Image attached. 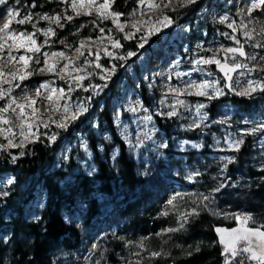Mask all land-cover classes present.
Here are the masks:
<instances>
[{
  "label": "rangeland",
  "instance_id": "obj_1",
  "mask_svg": "<svg viewBox=\"0 0 264 264\" xmlns=\"http://www.w3.org/2000/svg\"><path fill=\"white\" fill-rule=\"evenodd\" d=\"M46 1L47 4H39L38 7H29L25 0H8L7 5L0 6V15L5 14L9 7L19 12L17 19L32 15L30 23L20 25L13 21L11 29L34 34L33 39L40 49L39 52H30L25 47L12 48L16 61H9L7 54H0L3 58L0 69L5 73V79H0V90L6 94L4 99H0V107H4L13 97L17 103L25 104L24 113L28 123L33 125L31 132L35 134L21 144V121L16 117L20 109L13 104L3 113L11 123L0 124V128L11 127L17 131V137L13 139L15 146H7L5 137L10 136L7 131L0 134V145L7 146L0 150V192L9 193L7 196L0 195V216L4 224L9 222L11 214L16 216V209L20 208L23 219L42 226L47 192L43 183L37 180L41 170L54 177L59 188L65 191L66 201L60 216L63 223L78 234V243L74 248L62 249L52 258L51 264H158L169 260L174 254L183 257L190 252L197 253L195 249H200L202 243L200 239L190 238L189 232L193 222L203 215L211 220L213 241L220 245L222 252L223 245L215 229L238 227V223L232 219L233 214L251 216L255 223L250 222L248 227L264 225V203L256 202L253 197L254 190L264 187V128L258 127L264 123V92L257 89L251 96L236 95L225 87L223 73L215 64L208 65L203 72L211 73L210 76L218 81V86H214L223 89V95L213 99L189 96L188 92L196 89L188 88L191 81L184 80L183 83V74L195 70L193 63L196 60L191 53L183 56V47L187 49L189 43L193 42L192 34L197 28L205 37L226 36L217 22L203 17L192 19L199 2L181 8L176 0H172L168 8L160 9H149L146 3L143 14L137 11L131 16L132 21L148 13H158L157 16H160L163 12L172 18L173 23L147 37L144 47L140 48L139 43L144 42L141 37L147 34L146 25L141 24L135 36L124 39L125 33L135 32L127 23V18L137 8V2L117 21V24H124V31L121 32L112 22L113 17L97 15L100 11L98 5L104 0H96L91 6L86 0L85 6L78 8L80 15L72 10V0ZM215 1L223 0H204L200 12L210 10L214 13L216 8L212 4ZM172 8H176V11H171ZM85 11L92 15H84ZM108 11H115L114 3ZM45 15H59L60 25L63 26H59L54 19H42ZM67 16L73 19L69 21ZM157 16H150L144 21L151 19L155 25ZM3 23L4 20L0 19V25ZM183 25L186 32L184 37ZM101 28L104 32L100 31ZM48 29H52L55 35ZM166 36L165 43L154 42V38ZM113 40H118L122 47H112ZM81 41H84L83 48H80ZM215 42L208 49L215 52L222 63L225 56L231 63L232 54L225 50L239 45H225L224 51L219 52L222 40L216 39ZM11 43L7 41V44ZM24 43L31 46L30 41L25 40ZM77 48H80V52H77ZM128 52L136 55L119 58ZM44 53H48V64L55 66L51 71H39L45 67ZM52 53L64 55L53 56ZM21 55L32 57L27 68L19 61ZM37 59L39 63H36ZM242 59L237 55L236 62L243 63ZM183 62L186 66H183ZM65 64L67 68H64ZM96 64L101 67L97 68ZM113 67L114 72L110 71ZM28 72L32 75L27 79L21 81L18 78ZM12 73L17 74V79L12 78ZM237 74L238 70L232 76ZM62 76L64 79H61ZM77 76L84 79L77 83L74 79ZM172 77L175 79L172 80ZM5 80H9L11 86L1 88ZM175 80L180 82L178 87ZM44 81L51 82L50 88L64 89L66 99L61 100L58 91L51 93L49 89H40L39 96L48 98L51 95L52 100L39 103L36 108L32 101L37 96V88ZM239 83L232 80L236 91L246 88ZM17 84L19 87H16ZM186 88L184 93L188 97L170 91ZM178 100L185 103L181 105L177 103ZM64 103L70 106L67 116L79 104L87 107V111L78 119L68 122L67 130L57 128L52 123L64 117L62 108L60 111L54 110ZM199 105L204 107L199 108ZM172 106H175L177 114L168 117L166 114L173 110ZM33 108L37 109L34 115ZM44 123L49 126L45 128ZM254 128L257 130L252 131ZM25 134H28L27 127ZM53 135H56L54 142L49 139ZM237 140H243L238 151L229 147V142ZM36 147L51 150L52 159L24 179H18V171L9 172L18 161L31 157L30 152ZM242 149L246 150V155L239 159ZM21 151L23 155H20ZM122 153L134 166L136 187L129 191L120 182L115 184L112 181L110 194H103L96 177L100 169L105 170V178L117 177L120 169L118 160ZM13 156L17 157L15 161ZM230 157L234 160L227 163ZM226 163L227 168L224 167ZM82 179H86L85 182L94 181L91 197L94 207L90 202H85L82 192L75 187L76 181ZM8 180L13 183L8 184ZM221 184L224 187H220ZM218 187L220 190L214 192L213 189ZM176 193L183 194V198H178L173 208L167 205V201ZM203 196L210 197L203 202L208 204L209 210L221 215L202 210ZM130 203H133L132 209L137 210L133 217L128 215L127 205ZM192 208H197L200 215L190 216L184 229L172 233L164 231L179 227L180 214L188 213ZM166 210L169 214L161 215ZM225 213L228 218L223 215ZM202 235L196 233L193 237ZM10 237L9 226H1L0 253L3 264L10 263ZM152 252L162 255L153 257ZM248 264L256 262L250 261Z\"/></svg>",
  "mask_w": 264,
  "mask_h": 264
},
{
  "label": "snow or ice",
  "instance_id": "obj_2",
  "mask_svg": "<svg viewBox=\"0 0 264 264\" xmlns=\"http://www.w3.org/2000/svg\"><path fill=\"white\" fill-rule=\"evenodd\" d=\"M18 2V0H17ZM66 2V0H65ZM115 2V0H104V2L100 5H98V8L100 11L97 12L98 16H101L103 18H107L109 16L113 17L112 22L114 24H117V21L120 20V18L122 16H124V13L121 12H115V11H108V9L111 8L112 4ZM179 7L183 8V7H188L190 5H194L198 2V0H177ZM8 0H0V6H5L7 5ZM96 3V0H87V4L89 6L94 5ZM147 3V7L149 9H160V8H168V5L172 3V0H166V2H164V0H160L159 3L156 2V0H137V8L133 9V11L131 13L128 14V18H127V23H129L130 27L132 29H135V32H130V33H125L124 35V39H129L131 36H135L136 32L140 31V25L144 24L147 26V37H150L151 35L157 33L160 31L161 27H168L169 25H171L173 23V20L170 16H168L166 13L161 12L160 16H157L155 18L156 24L153 25L152 24V20L149 19L147 21H132L131 20V16L135 15L137 11H140L141 14H143V6ZM264 5V0H259V3H253L251 4L248 9H247V15L249 17H251L252 13L254 10L261 8V6ZM85 6V0H72L71 3V8L72 10L76 13V15H80V11L78 10V8H83ZM33 7H35V5H33ZM171 11H176V8H172L170 9ZM84 15H92L91 12L89 11H85L83 13ZM241 15H243V10H241V12L239 13ZM19 16V12L12 8L9 7L7 8V11L5 14L0 15V19L4 20V23L2 24V26H0V54H2L4 52L5 47H7L9 49L8 52V57H9V61H16L17 58L12 55L11 49L12 48H21V47H25L26 51H30V52H39L40 49L39 47L36 46V41L35 39H33V35L32 33H25V32H17L13 29H11V24L13 23V21H15L16 23L23 25L25 23H30L32 20V15L28 14L26 16H24L23 18L17 19V17ZM42 19L45 20H52L54 19L56 21V23L59 26H63L60 25V20L61 17L59 15L55 16V17H49L47 15L43 16ZM67 20L71 21L73 19L72 16H67L66 17ZM228 19L227 16L221 17L219 22L220 23H224L226 20ZM33 27H35V25H33ZM118 29L123 32L124 31V24H117ZM229 28H232L233 31H236V29L234 28V22L233 23H229L228 24ZM244 28L247 29V25H244ZM48 32H52L53 35H55V33L52 31V29H48ZM101 32H104V29L101 28L100 29ZM111 31V30H109ZM256 32V29L253 28L251 31H245L244 35L247 38V40H253V33ZM260 35H264V28H262L259 32ZM225 35H227V33H225ZM147 37L142 36L141 39L144 42L139 43V47L143 48L144 47V43L147 40ZM232 40H234L236 42L237 45H239L238 47H230L227 48L225 51L226 53L232 54V62L229 63L228 62V57L225 56L224 58V62L222 63L220 59L217 58V54L214 52L210 57H201L199 59H196L194 61L195 65H199V66H203V65H211V64H215L217 66V68L219 69L220 72L223 73L224 79L226 80V84L225 87L228 88L230 91H234L236 95L239 96H251L252 93L256 92L257 89H259L261 92H264V80L262 81H253V80H248L247 81V87L243 88L240 91H236V89L233 87L232 85V80H233V76L232 73L236 72L237 69H248L249 72L252 71H260V72H264V68H260V69H253V68H249V66L246 63H239L236 62V57L237 55L240 57H247V53L244 50V46L242 44H240V41L236 39L235 36L230 37ZM30 41L31 46L28 47L25 45L24 41ZM7 41H11V44H7ZM45 43H47V41H45ZM63 43V41H62ZM256 47H260L261 45L256 44ZM84 47V41H81L80 43V48ZM112 47L114 48H120L122 47V45L120 44V42L118 40H113L112 41ZM199 47V46H198ZM80 48H77V52H80ZM82 54V53H81ZM108 55H111V53H106ZM53 56H63L64 53H52ZM136 55L134 52H128L126 56H122L119 57L120 59H127V57H132ZM44 57H45V61H44V68L39 69V71H44L45 69L51 71L55 66L54 65H49L48 64V53H44ZM0 59H2V56H0ZM32 57H27L25 55H21L19 56V61L24 63L25 68L28 67V62L29 60H31ZM97 59H99V56L97 55ZM251 59H256L255 56H252ZM261 60H264V57H261ZM36 63H39V60H36ZM85 63H88V61H85ZM68 65L65 64L64 68H67ZM97 68H100L101 65L100 64H96ZM64 69L62 68L61 71H63ZM199 70L203 71V67H201ZM82 71V69H81ZM108 71V70H106ZM110 71L114 72L115 68L113 67ZM5 73L3 71V69H0V79H2L4 77ZM32 73L28 72L26 74L23 75H19V79L21 81L27 79L29 76H31ZM209 75H211V73H209ZM241 75H243V73H241ZM12 78L13 79H17V74L16 73H12ZM107 77H101V79H106ZM61 79H64V77L62 76ZM77 83H79L80 81H82L84 79L83 76H77L74 78ZM50 81H44L43 83H41L39 85V87L37 88V96L40 95V89H49V91L51 93H56L57 91L60 94V99L61 100H65V93H64V89H55V88H50ZM218 83V81H214V82H210V81H204L202 83H195V82H189L188 83V88H194L196 89V91L194 92H188L189 95H196V96H208L209 99H213L216 96H220L224 94L223 89L221 88H215L213 95H209V93L207 92V89L212 86L213 84ZM106 86V85H105ZM16 87H19V85L17 84ZM100 87V86H97ZM71 86H69V91H71ZM87 90V89H85ZM170 91L172 92H176L177 94L182 95L184 92L187 91L186 89H170ZM5 93L0 90V99H4L5 98ZM90 99V98H89ZM48 100L51 101L52 100V96L49 95L48 96ZM32 103H35V101H32ZM177 103L183 105L185 102L183 100H178ZM13 104L16 105V108H19L20 111L18 113H16V117L17 119H19L21 121L20 124V136H21V144H23L24 140L29 139L30 136H34L35 134L31 132V129L33 127V125L31 123H28V118L25 116L24 113V108H25V104L22 103H17V101L15 100V98H10L8 103L4 106V107H0V124H10L11 122L6 119L3 116V113H6L10 108H12ZM173 110L169 111L166 115L168 117H172L175 116L176 110H175V106H172ZM199 108H203L204 105H199ZM61 108L63 109V113L65 114L64 117L59 121H52V123L56 124L57 128H61V129H65L67 130L68 128V122L69 121H75L76 119L79 118L80 115H82L83 113H85L87 111V107L84 106L83 104H79L77 106H75V110L71 112L70 116H67L66 114L70 111V106L67 103H64L63 105L58 106L56 109H54L55 111H60ZM133 111H135V109H132ZM13 111H15V109H13ZM37 109L33 108L32 112L33 115L36 113ZM51 119V117L49 118ZM147 119H151V117H147ZM49 125L48 123H44V127L47 128ZM198 126V125H197ZM25 127H27L28 129V134H25ZM259 128H264V123L260 124L258 126ZM257 129L254 128L252 131H256ZM5 131H7L10 136H6L5 139H7L8 141V145L7 146H15L13 144V139L15 137V134L12 132V128L8 127L7 129L5 128H0V134H3ZM49 139L51 141H55L56 139V135H53L51 137H49ZM243 143V140H237L234 142H229V147L234 149V150H239L241 144ZM5 145H0V150H3L5 147H7ZM163 147H167V145H163ZM23 151H21L20 155H23ZM13 161H15L17 159L16 156L12 157ZM234 160V158H227V163H232ZM227 163L224 165L225 168H227ZM196 175H199V173H196ZM191 178V177H189ZM13 181L12 180H8V184H12ZM220 187H224L223 184L220 185ZM220 187L213 189L214 192H218L220 190ZM0 195L2 196H7L9 195L8 192H0ZM179 199L183 198V194L181 193H176L175 195H173L172 197H170L167 201V205L172 206L173 208L176 207L175 202ZM210 199L209 196H203L202 200H201V204H203V209L202 210H209V206L208 204H204V201H208ZM210 211V210H209ZM169 214V212L166 210L164 212L161 213V215L163 216H167ZM210 214L212 215H221L220 213L217 212H212L210 211ZM200 212L197 210V208H192V210L188 213H182L179 216V227L177 228H168L165 229V232L168 233H172V232H177L180 231L182 229H184L185 224L189 222V217L190 216H199ZM225 216V218H228V214H223ZM232 219H234L237 223H238V227L236 228H231V229H223V228H216L215 231L216 233L219 235V242L220 244L223 245V252L222 255L225 256V264H248V262L250 261H255L256 264H264V225H260L259 227H248L247 225L252 222L255 223L253 221V218L251 216L245 215V216H241L239 214H233L232 215ZM255 241V242H254ZM95 247V245L93 246ZM141 247H143V243H141ZM197 252L200 251L199 247H197L195 249ZM192 253L190 252L189 255H191ZM137 255H139L137 253ZM162 255V253L160 252H152L151 256L153 257H157ZM137 264H139V262H137Z\"/></svg>",
  "mask_w": 264,
  "mask_h": 264
},
{
  "label": "trees",
  "instance_id": "obj_3",
  "mask_svg": "<svg viewBox=\"0 0 264 264\" xmlns=\"http://www.w3.org/2000/svg\"><path fill=\"white\" fill-rule=\"evenodd\" d=\"M29 7L39 4H47L46 0H25ZM137 0H115L114 10L127 14L131 8L134 7ZM34 11V10H33ZM65 39V38H63ZM109 121V120H108ZM50 151L46 147L34 148L31 150V157L22 159L12 167L9 172L18 173L16 176L18 179H24L27 176L33 175L34 172L42 167L43 164L48 163L52 159ZM246 150L242 149L239 152V159L245 157ZM120 167L117 177L111 179L105 178V170L100 169V174L96 177L101 183L100 191L103 194H110V185L112 181L116 184L120 182L121 185L129 190L133 191L136 187L137 180L134 175V166L130 160L125 158V154L118 160ZM38 181H41L47 192V201L45 210L42 214L43 224L40 227L39 224H32L27 222L22 217L21 209H16V216L11 214L9 222L5 223L1 220L0 227L3 225L9 226L10 237V251L11 259L9 264H51L52 258L56 256L62 249L71 250L74 245L78 243V234L72 227L65 225L61 219L60 211L64 202V192L59 188L58 184L54 181V177L46 175L45 172H38ZM84 180H78L77 189L82 192L85 202L91 203L94 207V200L91 199L94 192V181L85 182ZM254 200L258 203H264V187H258L253 191ZM89 203V204H90ZM133 203L127 205L128 215L133 217L136 213V209H132ZM136 210V211H135ZM189 234L190 238L200 239L202 243L200 251L191 255H184L183 257L174 254L172 258L158 264H224V257L219 244L213 241V234L210 229L211 220L203 215L198 217L191 225ZM203 229L205 230L204 232ZM203 233L202 236H194L193 234ZM4 249V248H3ZM0 264H3L0 253Z\"/></svg>",
  "mask_w": 264,
  "mask_h": 264
},
{
  "label": "bare ground",
  "instance_id": "obj_4",
  "mask_svg": "<svg viewBox=\"0 0 264 264\" xmlns=\"http://www.w3.org/2000/svg\"><path fill=\"white\" fill-rule=\"evenodd\" d=\"M198 2H199V4L197 5L198 10L194 14L192 19L197 20L198 18L203 17V18H208L214 22H217L220 25V27L227 33V35L224 37H220L218 35H215L214 37H205L199 32V28H197L196 32L192 34L193 42L189 43L187 49H184L183 47V56L191 53L195 59H199L201 57H210L214 52L209 50L208 47L215 44L216 39L222 40V47L220 48L219 52H223L224 51L223 46L225 45L235 46L236 42L230 38L232 36H235L236 39L240 41V44L244 46V50L247 53V57H243L242 59L243 63H246L249 66V68H253V69L264 68V60H261V57H264V35L259 34L260 30L264 28V5H262L261 8L254 10L251 17H249L247 15L248 7L253 3H259V0H223L222 2L215 1V4H212L213 7L216 8V11L214 13H212L210 10L205 12H200L201 4L204 3V0H199ZM241 10H243L244 13L243 15L239 14ZM157 15L158 13H151V14L148 13L141 17L138 16L135 21H144V19L150 16H157ZM224 16H227L228 19L224 23H220L219 22L220 18ZM233 22L236 31H233L232 28L228 27V24ZM244 25H247V29L244 28ZM182 27H183V37H184L186 32L184 25ZM182 27L178 26V28H182ZM253 28L256 29V32L253 33L254 39L247 40V38L244 35V32L251 31ZM144 37H147V34ZM167 38L168 36H166V38H161V39L154 38V42H158L162 44L166 42ZM256 44H259L261 46L256 47L255 46ZM8 52L9 49L5 47L4 52L1 55H6V54L8 55ZM252 56H255L256 59H251ZM6 63L9 65V62ZM183 66H186L184 62H183ZM201 67L205 69L208 67V65L199 66L193 63V68L195 70L191 69L192 71L186 73L183 72L184 73L183 83L184 80L195 82L198 84L204 81L214 82L215 80L209 74H206L205 72L199 70ZM3 68H5V66ZM237 70L239 71V74L233 77V81L243 83L246 87L248 86L247 85L248 80H253V81L264 80V76H262L264 72H260L258 70L249 72L248 69H243V68ZM241 73H243V75H241ZM2 79H5V77H3ZM174 79L175 78L172 77V80ZM174 83L176 84V87L180 85V82L178 80H175ZM10 86L11 83L9 82V80H5L1 88L10 87ZM217 86H214L213 84L207 90L209 92H212L213 94ZM186 96L188 97V94L183 93V97ZM34 101L35 103H33V105L36 108L37 105H39V103L49 102L48 98H44L41 96H36L34 98ZM25 116L27 117V115ZM131 129L132 128L129 127L130 131ZM12 132L15 134V137H17V131L12 128Z\"/></svg>",
  "mask_w": 264,
  "mask_h": 264
}]
</instances>
